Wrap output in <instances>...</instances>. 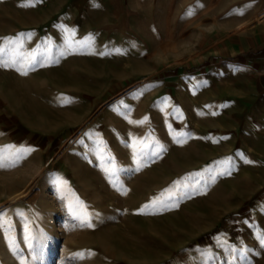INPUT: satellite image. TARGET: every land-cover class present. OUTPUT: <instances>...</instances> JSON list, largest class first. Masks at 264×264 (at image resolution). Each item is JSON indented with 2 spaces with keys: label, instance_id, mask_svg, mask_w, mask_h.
Here are the masks:
<instances>
[{
  "label": "rangeland",
  "instance_id": "rangeland-1",
  "mask_svg": "<svg viewBox=\"0 0 264 264\" xmlns=\"http://www.w3.org/2000/svg\"><path fill=\"white\" fill-rule=\"evenodd\" d=\"M35 2L0 0V264H264V113L223 97L264 0Z\"/></svg>",
  "mask_w": 264,
  "mask_h": 264
},
{
  "label": "crops",
  "instance_id": "crops-1",
  "mask_svg": "<svg viewBox=\"0 0 264 264\" xmlns=\"http://www.w3.org/2000/svg\"><path fill=\"white\" fill-rule=\"evenodd\" d=\"M34 7H70L89 16L91 22L102 23L103 13H109L110 20L112 16L119 20L120 12L132 11L135 7H172V4L167 0H36ZM234 56L239 57L243 66L241 72L253 81V85L248 90L240 89L235 97L224 91V99H229V104H236L242 112L253 106L264 113V42H258Z\"/></svg>",
  "mask_w": 264,
  "mask_h": 264
},
{
  "label": "snow or ice",
  "instance_id": "snow-or-ice-1",
  "mask_svg": "<svg viewBox=\"0 0 264 264\" xmlns=\"http://www.w3.org/2000/svg\"><path fill=\"white\" fill-rule=\"evenodd\" d=\"M3 53V49H0V54H2ZM3 166V164L2 163H0V167H2ZM0 227H2V225H0Z\"/></svg>",
  "mask_w": 264,
  "mask_h": 264
}]
</instances>
